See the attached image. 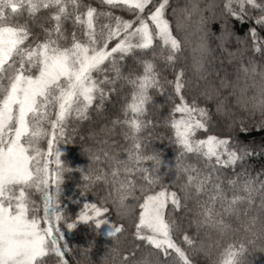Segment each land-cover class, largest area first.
<instances>
[{
    "label": "snow or ice",
    "instance_id": "obj_1",
    "mask_svg": "<svg viewBox=\"0 0 264 264\" xmlns=\"http://www.w3.org/2000/svg\"><path fill=\"white\" fill-rule=\"evenodd\" d=\"M97 2L103 7L92 0H0V264H82L77 249L61 243L57 225L99 226L113 210L112 264H195L198 252L210 264H245L247 246L264 242V179H258L264 164L255 176L249 164L257 150L264 153V139L257 145L240 135L250 126L264 130V0H185L172 8V19L169 0ZM233 18L248 22L242 35ZM210 21L220 22L218 35ZM228 88L236 108L259 118L238 119L225 103ZM154 93L166 97L168 110L156 122L175 153L167 183L159 174L160 153L142 135L155 127L148 118ZM70 120L104 122L87 132L100 146L84 148L89 163L79 185L97 200L74 218L59 199L71 170L54 146L76 131H67ZM118 126L127 142L121 149L108 138ZM97 183L105 189L93 190ZM33 189L41 193L43 216L29 196ZM125 221L134 227L131 249L122 247ZM209 229L234 239L222 245Z\"/></svg>",
    "mask_w": 264,
    "mask_h": 264
},
{
    "label": "trees",
    "instance_id": "obj_2",
    "mask_svg": "<svg viewBox=\"0 0 264 264\" xmlns=\"http://www.w3.org/2000/svg\"><path fill=\"white\" fill-rule=\"evenodd\" d=\"M93 6L103 7L99 5L97 0H92ZM185 3V0H169L170 7L167 9L169 14L168 18L172 19L171 11L172 8H179L182 7ZM111 11L115 12L118 15H124L125 18H131L129 13L124 12L121 9H111ZM43 13L41 14V19L43 18ZM31 23V21H29ZM40 20H37V25L39 24ZM233 28L236 30L238 34H243L246 30V27L249 26L247 21L241 22L233 18L232 21ZM71 28L70 23L66 25ZM174 26V22H173ZM38 30V28H37ZM209 30L212 33L219 34L220 32V22L219 21H210L209 22ZM264 36V32L261 33ZM215 37H213V47H216ZM229 50L234 49L236 47L235 42L233 41L230 44L226 45ZM225 66L229 69V74L227 78L229 80H233L235 77V73L232 71V66L228 59L226 58V53L224 57H221ZM220 61H216V66H219ZM215 75V73H213ZM221 75H224L221 72ZM168 77L171 79V69L168 71ZM188 77L192 79V84H196V77L193 75L191 71L188 73ZM218 83V80L216 81ZM127 91V89H126ZM224 91V90H222ZM232 92L231 88H228L225 92V103L228 107L235 108L238 113V119H244L247 123L248 120H254L259 118V114L257 113L255 116H252L251 113H246L242 109L236 108L234 105V96H228V93ZM112 99L116 101L117 104L120 103V100L113 96ZM166 97L160 95L159 93H154V104L149 106V113L148 118L152 119L155 123V127H149L146 131L142 134L146 143L149 145L151 149H155L160 153L161 157V166L159 169V174L162 175L165 183L169 179L172 178V171H170L171 166L174 164V148L170 141L168 140L167 130L163 127L162 124L156 122L158 115L166 112L167 105L165 104ZM108 111L115 115L117 114V108L111 106L108 107ZM95 119V117H94ZM100 123H104L100 121L96 124H91L89 122H72L71 120L68 123L67 131L71 132L73 127L76 128L74 133L68 137L67 140L60 139L57 145V150L60 152V159L62 162L68 166L71 170L70 172L66 173L64 176V191L60 194L59 199L61 202V206L64 207L67 212L74 218V216L79 212L82 208L83 204L86 202H95L97 197H93L91 191L88 193H81L79 185L83 182L81 179V171L86 170L87 165L89 163L88 154L84 151V148L92 144L95 147H99L100 145H96L93 140H90L87 136V132L89 131L90 127L92 130L98 132ZM241 138L246 141H255L257 145L260 144L261 140L264 139V130L258 129L255 126H250L249 130L244 133L242 132ZM98 139H103L104 134L98 133ZM111 141H115L114 145L111 147L116 149H121L123 147H127V142L123 139L121 135V128L118 126L115 129V134H109L108 137ZM41 146L43 148L47 147L46 140L41 142ZM123 155V153H121ZM249 164L252 165V175L255 176L257 172L260 171L261 165L264 164V153H261L257 150L250 158ZM101 167L107 170L106 164L101 162ZM258 179H264V175H260ZM96 189H105V186L101 183H97L95 185ZM110 190V188L108 189ZM101 194H104L103 191ZM29 196L31 200L38 204V215L43 216V199L41 193L36 196L32 195L29 192ZM259 193L256 194L255 199L259 201ZM111 216L105 219V226H97L94 223L89 222H77L75 227L72 229H68L66 225L63 223H59L58 227L60 230V235L63 237L61 243L66 244L69 248L77 249V259L80 258L79 249L82 248H89V256L94 264H103V260L107 254L108 264H112V256L108 254V249L112 245V239L109 236V232L111 230V220L115 222L117 217L115 215V211L113 210L110 214ZM229 222L232 223L233 228L238 227V222L235 220V217H229ZM125 234L122 236V247L132 248L134 247L133 241L134 237L130 235L131 232L134 231V227L131 225L130 221H125ZM211 233V239L216 240L219 239L220 243L223 245L226 242L231 241L234 239L232 233H229L225 237H218L214 230H208ZM242 234V233H241ZM182 236L181 234L175 235V239L180 241ZM204 236V232L201 231L199 235L195 238L199 240L201 237ZM207 239V237H205ZM245 264H264V242H262L259 238L255 241V246H247V250L243 254ZM66 258L71 259V255L68 254ZM161 261L165 260L166 258L163 256V253H160ZM195 264H210L209 257H206L203 253H196L193 256Z\"/></svg>",
    "mask_w": 264,
    "mask_h": 264
},
{
    "label": "rangeland",
    "instance_id": "obj_3",
    "mask_svg": "<svg viewBox=\"0 0 264 264\" xmlns=\"http://www.w3.org/2000/svg\"><path fill=\"white\" fill-rule=\"evenodd\" d=\"M63 186H64V178H63V180L61 181V184H60V194L63 193V191H64V187H63ZM30 193H31L32 195H34V196L37 197V195H38L40 192H38V191H36L35 189H33V190L30 191ZM38 204H39V203H38ZM38 204H37V205H38ZM38 206H39V205H38ZM101 225H102V226H105V225H106L105 221H104L103 223H101L100 226H101ZM57 226H58V225H57Z\"/></svg>",
    "mask_w": 264,
    "mask_h": 264
},
{
    "label": "clouds",
    "instance_id": "obj_4",
    "mask_svg": "<svg viewBox=\"0 0 264 264\" xmlns=\"http://www.w3.org/2000/svg\"><path fill=\"white\" fill-rule=\"evenodd\" d=\"M79 260H81L82 264H91L92 260L89 256V251L85 252L84 254L80 255Z\"/></svg>",
    "mask_w": 264,
    "mask_h": 264
}]
</instances>
